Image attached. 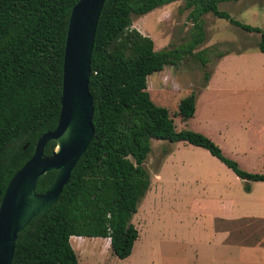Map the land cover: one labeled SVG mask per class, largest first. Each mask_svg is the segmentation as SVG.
<instances>
[{
  "label": "trees",
  "instance_id": "1",
  "mask_svg": "<svg viewBox=\"0 0 264 264\" xmlns=\"http://www.w3.org/2000/svg\"><path fill=\"white\" fill-rule=\"evenodd\" d=\"M182 1L190 28L181 43L155 51L153 40L132 28V18ZM239 0H105L96 27L89 92L94 102V136L71 172L57 202L19 234L11 264H78L71 237L108 239L120 260L132 254L139 237L132 224L150 189L143 164L151 141L182 142L207 151L241 181L264 183L263 174L243 171L201 133L177 131L168 111L155 105L147 78L165 66L191 59L201 67L225 53L209 48L203 16L212 14L260 36L264 31L241 24L218 6ZM78 0H0V203L6 187L32 157L38 139L55 130L60 114L63 57L68 19ZM211 72L204 70V87ZM201 87V88H202ZM192 92L179 103V117L194 116ZM55 143L44 150L49 156ZM56 171L39 178L35 192L52 186Z\"/></svg>",
  "mask_w": 264,
  "mask_h": 264
},
{
  "label": "rangeland",
  "instance_id": "2",
  "mask_svg": "<svg viewBox=\"0 0 264 264\" xmlns=\"http://www.w3.org/2000/svg\"><path fill=\"white\" fill-rule=\"evenodd\" d=\"M218 8L241 24L264 31V0L224 2ZM188 13L182 1L174 2L133 17L132 28L150 37L155 51H160L185 38L190 28ZM203 21L206 41L196 52L209 48L214 54L225 55L220 59L212 55L206 68L187 59L150 75L147 91L152 102L168 111L177 131L201 133L203 121L214 119L242 144L264 142V53L257 50L260 36L212 14L204 15ZM218 62L221 65L213 87L200 93L204 70L213 72ZM194 91L199 92L195 113L184 122L179 117V103ZM206 128L215 131L217 126ZM211 141L243 171L263 174L259 171L264 162L245 155L244 150H234L233 140L224 144ZM143 168L149 174L150 189L132 218L139 233L132 254L120 260L113 255L108 239L76 238L70 244L78 264H264V245L220 250L214 243L215 218H264V184L253 183V191L251 186L245 191V183L207 151L181 142L152 140ZM259 224L242 220L237 228L241 240H260L264 227L254 230ZM77 242L83 243L77 248Z\"/></svg>",
  "mask_w": 264,
  "mask_h": 264
},
{
  "label": "water",
  "instance_id": "3",
  "mask_svg": "<svg viewBox=\"0 0 264 264\" xmlns=\"http://www.w3.org/2000/svg\"><path fill=\"white\" fill-rule=\"evenodd\" d=\"M105 0H78L71 10L63 57L60 114L55 130L42 135L32 157L10 179L0 203V264H11L19 234L57 202L71 172L94 136V102L89 92L96 27ZM54 148L44 154L48 143ZM56 171L43 194L35 192L39 178Z\"/></svg>",
  "mask_w": 264,
  "mask_h": 264
},
{
  "label": "crops",
  "instance_id": "4",
  "mask_svg": "<svg viewBox=\"0 0 264 264\" xmlns=\"http://www.w3.org/2000/svg\"><path fill=\"white\" fill-rule=\"evenodd\" d=\"M219 62L217 63L215 70L213 72H211L207 84L201 89L200 93L202 92V90L203 91H209L213 87L212 85H213L214 79L216 77L217 70H219L218 68L221 65V63H219ZM212 124H214V126H217V129L215 131H211V130L206 128V126H208V128H209L210 125H212ZM219 124H220V122L217 120H214V119L205 120V121H203V125L205 127H202L201 133L204 136H207L208 138H210L211 140L216 142L217 144H220V143L224 144L227 141L229 142L230 140L231 141L233 140L232 141V145H233L232 147L234 150H244L247 152L245 155L254 156V157L256 156L258 160L260 159V160H262V162H264V142L252 143L250 141H246L245 144H242L240 142L239 137L235 136L232 131L228 132L227 130L221 129ZM261 170L262 171H259V173L264 174V169L261 168ZM253 183H260V182H250L251 192L253 191V188H254V186L252 185ZM261 184H264V183H261ZM228 211H230V210H228ZM218 219H220V221ZM214 220L217 221L216 222L217 225H216L215 231H214V233H215L214 243L217 244V247L220 250L221 249L224 250L226 248H240V249L241 248H250V249H253L255 246L258 247V244H260V246L264 245V228H263L264 226L262 224V222L264 221V218H236V217L218 218L217 217ZM242 220H250L252 222L254 220V222L257 224L260 223L258 221H262L256 228H254V230H256V231L257 230L260 231L263 228V230L260 231V233H262L261 234L262 237L260 238V240H258V241H246V240L242 241L241 240L240 231H237V228L239 229L240 223ZM76 238H78V237H71L70 241L77 240ZM79 238H81L82 241L87 240V239L82 238V237H79ZM82 243L83 242H77L75 245L78 248L79 245H81Z\"/></svg>",
  "mask_w": 264,
  "mask_h": 264
}]
</instances>
